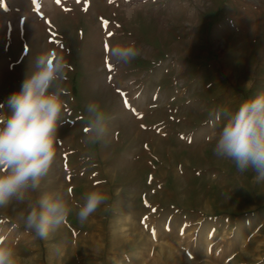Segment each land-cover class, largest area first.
Segmentation results:
<instances>
[{
    "label": "rangeland",
    "instance_id": "1",
    "mask_svg": "<svg viewBox=\"0 0 264 264\" xmlns=\"http://www.w3.org/2000/svg\"><path fill=\"white\" fill-rule=\"evenodd\" d=\"M129 42L140 56L114 64ZM44 50L71 70L39 191L109 199L47 239L25 230L24 205L0 209L20 264H264V183L212 152L224 114L264 92V0H0V104ZM92 100L108 134L85 145Z\"/></svg>",
    "mask_w": 264,
    "mask_h": 264
},
{
    "label": "clouds",
    "instance_id": "2",
    "mask_svg": "<svg viewBox=\"0 0 264 264\" xmlns=\"http://www.w3.org/2000/svg\"><path fill=\"white\" fill-rule=\"evenodd\" d=\"M108 56L114 64L128 65L140 56V49L135 42L118 43L111 46ZM70 70L64 55L41 51L20 90L0 104V209L24 205L26 211L19 219L39 239L59 230L73 213L81 223L87 222L109 199L99 189L84 193L82 202L71 203L70 189L39 191L57 157ZM85 111L82 143L95 145L107 136L110 116L96 100L89 101ZM212 152L233 163L240 174L251 169L254 181L264 183V92L242 100L224 114ZM0 264H20L16 248L3 236Z\"/></svg>",
    "mask_w": 264,
    "mask_h": 264
},
{
    "label": "snow or ice",
    "instance_id": "3",
    "mask_svg": "<svg viewBox=\"0 0 264 264\" xmlns=\"http://www.w3.org/2000/svg\"><path fill=\"white\" fill-rule=\"evenodd\" d=\"M105 48H107V45H105ZM111 65H109V69L111 70ZM125 103L127 104V102L125 101Z\"/></svg>",
    "mask_w": 264,
    "mask_h": 264
},
{
    "label": "crops",
    "instance_id": "4",
    "mask_svg": "<svg viewBox=\"0 0 264 264\" xmlns=\"http://www.w3.org/2000/svg\"><path fill=\"white\" fill-rule=\"evenodd\" d=\"M248 3H250V0H247Z\"/></svg>",
    "mask_w": 264,
    "mask_h": 264
}]
</instances>
